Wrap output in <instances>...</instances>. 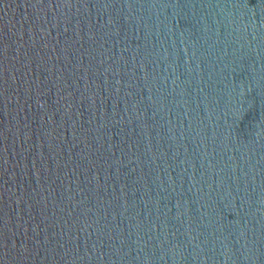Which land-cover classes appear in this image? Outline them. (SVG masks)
<instances>
[{"label": "water", "instance_id": "1", "mask_svg": "<svg viewBox=\"0 0 264 264\" xmlns=\"http://www.w3.org/2000/svg\"><path fill=\"white\" fill-rule=\"evenodd\" d=\"M0 264H264V0H0Z\"/></svg>", "mask_w": 264, "mask_h": 264}]
</instances>
